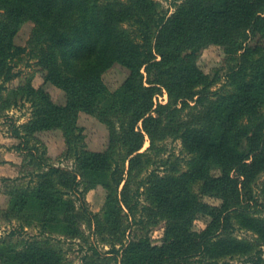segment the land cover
<instances>
[{
  "label": "trees",
  "instance_id": "trees-1",
  "mask_svg": "<svg viewBox=\"0 0 264 264\" xmlns=\"http://www.w3.org/2000/svg\"><path fill=\"white\" fill-rule=\"evenodd\" d=\"M115 3L0 0V9L8 14L6 20L0 18V93L20 75L14 60L29 50L27 45L15 43L25 20L36 23L31 44L66 47L72 54L81 50L93 53L83 71L97 81L115 64L129 72L112 95L102 83L82 80L85 89L77 92L68 106L37 100L38 115L27 124L28 132L22 133L21 125H13L16 137L30 136L32 130L62 128L74 145L81 133L77 110L98 111L99 118L111 128L108 149H77L75 154L81 175L90 178L89 186L103 182L108 192L101 212L84 204L77 210L70 195L81 183L78 173L39 161L40 168L32 170L30 182L13 191L10 210L23 219V228L33 225L41 229L22 246L15 240L21 232L13 230L8 239L2 238V264H67L63 250L53 242L79 233L78 217L86 218L91 226L95 223L96 232L105 233L111 245L106 251L111 257L92 245L84 264H110L105 259H113V264H174L219 249L224 252L218 253L236 248L245 252L249 244L234 238L214 240L234 226V217L264 238V220L253 215L252 202L254 183L264 175V0H186L173 15L166 18L158 14L154 22L132 4L117 2L122 7L115 9ZM131 9L143 23L139 34L132 35L122 26ZM211 44L223 47L236 61L229 66L227 85L231 88L226 91L212 89L216 80L209 79L198 65L201 52ZM48 77L61 86L68 80L61 72L49 71ZM164 87L170 101L154 108V96ZM29 92L37 99V89L31 86ZM187 107L190 117L184 113ZM171 132L181 137L192 153L191 168L165 176L152 169L133 191L132 178L143 171L145 156L157 140ZM146 136L151 144L142 150ZM215 168L220 173H214ZM199 181L197 192L194 185ZM142 188L150 200L146 208L154 206L157 215L166 219L161 245H153L149 236L126 238L125 219L136 211ZM262 190L264 193V184ZM204 194H214L223 202L210 206L201 200ZM200 212L210 214L212 220L206 230L196 232L192 225ZM246 264H264V250L250 254Z\"/></svg>",
  "mask_w": 264,
  "mask_h": 264
},
{
  "label": "rangeland",
  "instance_id": "rangeland-1",
  "mask_svg": "<svg viewBox=\"0 0 264 264\" xmlns=\"http://www.w3.org/2000/svg\"><path fill=\"white\" fill-rule=\"evenodd\" d=\"M186 0H115L114 8L120 9L122 6L117 2L125 5L132 4L135 10L142 12L141 14L150 22H154L159 16L165 14L166 18L173 15L179 5ZM156 4V6L154 5ZM126 7V6H125ZM128 9V8H127ZM127 19L122 23L123 28L134 34H139L138 27L143 23L136 19L137 11L134 9ZM7 12L0 9V18L8 17ZM36 23L32 20H25L21 23L19 30L15 36V43L19 45H27L29 50L26 54L17 57L14 60L15 69L20 71V75L7 83V88L0 93V242L2 238L8 239L9 232L16 230L21 232L15 240L18 245H23L30 235L37 233L41 228L33 225L22 227V218L17 217L15 212L10 210L13 191L18 187H24L30 182L33 176L32 170H39L38 162L43 161L62 168L78 173L77 180L81 183L76 190L70 195L75 201L76 209H83V204L93 212H101L105 206L107 196V186L100 182L92 187L90 178L86 179L80 173L79 160L75 150L80 151H105L108 149L111 138V128L107 122L98 116V111H88L78 109L76 124L81 128L78 142L71 145L67 140V135L62 128L38 129L32 130L30 136L16 137L13 135V125H21L22 133H26L27 124H29L38 115V101L42 103H50V105L68 106L73 101L77 92L81 93L83 89L82 80H93L102 83L106 92L112 95L119 90L128 76V69L122 65L115 64L111 69L104 71L99 80L92 75H86V66L89 65L88 57L93 56L87 51L81 50L79 54H72L68 48L59 46L42 45L39 42L31 44L30 38L34 31ZM244 51V49L242 50ZM234 57L227 54L223 47L217 44L207 46L198 59V65L209 79L216 82L211 88L216 90L221 88L226 91L231 88L227 85L229 66L235 64ZM49 71L55 73L61 72L68 80L66 85L61 86L48 77ZM80 71H83L80 73ZM89 71V70H88ZM147 80L145 67L142 68ZM76 72V73H75ZM68 84V85H67ZM98 84V85H99ZM29 86H33L38 90V97L29 92ZM72 86V89H70ZM111 100L109 99V102ZM170 95L167 89L154 96V108L159 104L169 103ZM195 102L192 101V104ZM189 107L184 110L188 117ZM142 121L140 122V126ZM77 134V133H76ZM72 137H74L72 135ZM70 144V145H69ZM151 144L148 136L142 150H146ZM18 146H21L18 148ZM70 146V148H69ZM69 148V149H67ZM124 152V151H123ZM192 153L189 152L184 140L176 137L174 133H168L156 142V146L150 150L145 156V164L143 171L132 178L130 187L134 191L138 185L140 178L148 174L152 169L160 176L168 174L179 175L180 172L191 168ZM128 165V162H126ZM214 173H220L219 168L213 169ZM36 182V176H34ZM56 181H61L57 178ZM125 181L122 183L124 185ZM264 184V175L261 174L257 182L254 183L253 215L264 220V193L262 190ZM63 188V185L57 184ZM194 188L200 192V181L196 182ZM140 196V203L134 214L125 219L128 226V239L138 236H149L153 245H161L164 241L166 232V219L157 215L155 207L146 208L150 205L147 199L145 188ZM201 200L210 206H220L222 198L214 194L201 195ZM135 202V199L131 201ZM10 210V211H9ZM127 212V208L125 209ZM15 214V215H14ZM86 216V215H85ZM84 216V217H85ZM88 219V218H87ZM212 220V216L205 212H200L193 220L192 228L196 232H202L207 229ZM35 223V222H34ZM107 225V223H104ZM78 226L80 232L70 237L56 240L53 242L56 247L63 250V256L67 264H84L85 256L92 252V245H96L102 252V255L111 257L106 251L110 250L111 245L109 238L105 233L102 235L96 232L95 223L90 224L83 217H78ZM106 232V230L104 231ZM59 235V234H58ZM230 237L244 244H249L250 249L243 252L242 249H234L230 252L213 251L203 253L197 257L189 258L188 261H176L174 264H246L247 257L254 253L257 249L264 250V238L254 228L244 226L234 217V226L225 234L214 238L215 241ZM17 238V239H16ZM228 240V239H226ZM118 247L120 245H117ZM202 258V259H200ZM106 263L113 264L114 260L105 259ZM0 264L2 262L0 261Z\"/></svg>",
  "mask_w": 264,
  "mask_h": 264
},
{
  "label": "crops",
  "instance_id": "crops-1",
  "mask_svg": "<svg viewBox=\"0 0 264 264\" xmlns=\"http://www.w3.org/2000/svg\"><path fill=\"white\" fill-rule=\"evenodd\" d=\"M0 234H1V232H0Z\"/></svg>",
  "mask_w": 264,
  "mask_h": 264
}]
</instances>
